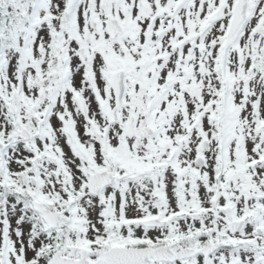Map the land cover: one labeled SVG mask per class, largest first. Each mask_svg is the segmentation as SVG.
Returning a JSON list of instances; mask_svg holds the SVG:
<instances>
[{
	"label": "snow or ice",
	"instance_id": "1",
	"mask_svg": "<svg viewBox=\"0 0 264 264\" xmlns=\"http://www.w3.org/2000/svg\"><path fill=\"white\" fill-rule=\"evenodd\" d=\"M0 264H264V0H0Z\"/></svg>",
	"mask_w": 264,
	"mask_h": 264
}]
</instances>
